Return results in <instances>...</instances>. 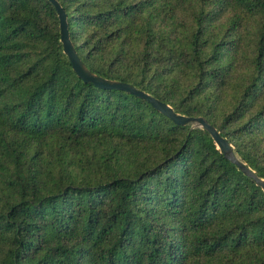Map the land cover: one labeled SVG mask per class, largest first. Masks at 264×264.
I'll use <instances>...</instances> for the list:
<instances>
[{
    "label": "trees",
    "instance_id": "1",
    "mask_svg": "<svg viewBox=\"0 0 264 264\" xmlns=\"http://www.w3.org/2000/svg\"><path fill=\"white\" fill-rule=\"evenodd\" d=\"M58 1L94 74L264 179V0ZM0 264H264V190L203 128L81 79L49 0H0Z\"/></svg>",
    "mask_w": 264,
    "mask_h": 264
},
{
    "label": "water",
    "instance_id": "2",
    "mask_svg": "<svg viewBox=\"0 0 264 264\" xmlns=\"http://www.w3.org/2000/svg\"><path fill=\"white\" fill-rule=\"evenodd\" d=\"M49 2L56 8V11L59 16L60 28H61V41L63 43L64 52L71 60L74 71L81 79H83L86 83H93L97 87L102 89L122 90L130 94H133L137 97H140L142 99H145L148 102H150L157 110H159L161 113L169 117L178 125L186 126L189 124H193L200 128H203L211 135L218 149L226 156V158L230 160L232 163L239 166V168L242 169L248 176L254 178L257 181L258 185L262 186L264 190V179H260L254 171H252L245 163H243L238 158V156L234 151L233 145L228 141V139L224 138L221 135V133L218 131V129L215 126L211 125L205 118L202 117L192 118L177 114L170 105L160 101L154 96L147 94L146 92L136 88L131 84H127L119 81L107 80L105 78H102L94 74L85 65V63L79 57L75 49V46L71 40L69 24H68V15L65 9L58 0H49Z\"/></svg>",
    "mask_w": 264,
    "mask_h": 264
}]
</instances>
